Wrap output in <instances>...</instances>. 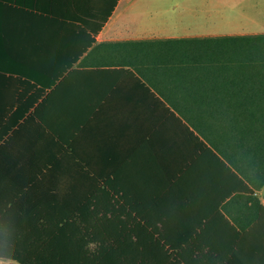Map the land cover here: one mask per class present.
I'll list each match as a JSON object with an SVG mask.
<instances>
[{
  "label": "crops",
  "instance_id": "obj_1",
  "mask_svg": "<svg viewBox=\"0 0 264 264\" xmlns=\"http://www.w3.org/2000/svg\"><path fill=\"white\" fill-rule=\"evenodd\" d=\"M75 1L0 0V204L19 189L82 185L89 198L114 183L169 247L264 264V183L239 184L180 128L122 46L264 34V4L119 0L95 34L112 0Z\"/></svg>",
  "mask_w": 264,
  "mask_h": 264
},
{
  "label": "trees",
  "instance_id": "obj_2",
  "mask_svg": "<svg viewBox=\"0 0 264 264\" xmlns=\"http://www.w3.org/2000/svg\"><path fill=\"white\" fill-rule=\"evenodd\" d=\"M118 2L112 0L95 34ZM76 3L68 8H76ZM122 46L131 47V65L140 75L136 80L156 87L178 113L171 111V117L180 128L204 148L210 146L217 152L221 166L239 184L244 179L264 183V34L138 41ZM52 187L43 186L36 200L22 189L2 196L1 261L226 263L225 250L169 247V239L157 230L154 219L135 215L128 193H120L121 186L108 183L100 195L91 193L89 198L83 195L82 185ZM189 241L193 245L196 238L191 235L185 242Z\"/></svg>",
  "mask_w": 264,
  "mask_h": 264
},
{
  "label": "rangeland",
  "instance_id": "obj_3",
  "mask_svg": "<svg viewBox=\"0 0 264 264\" xmlns=\"http://www.w3.org/2000/svg\"><path fill=\"white\" fill-rule=\"evenodd\" d=\"M258 3H260L262 5L264 4L263 0L259 1ZM0 264H12V263H10V262H4V263H0Z\"/></svg>",
  "mask_w": 264,
  "mask_h": 264
}]
</instances>
